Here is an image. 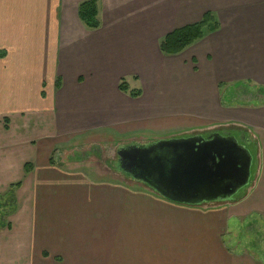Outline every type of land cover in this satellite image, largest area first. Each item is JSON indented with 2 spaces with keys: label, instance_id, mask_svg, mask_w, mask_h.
<instances>
[{
  "label": "crops",
  "instance_id": "1",
  "mask_svg": "<svg viewBox=\"0 0 264 264\" xmlns=\"http://www.w3.org/2000/svg\"><path fill=\"white\" fill-rule=\"evenodd\" d=\"M83 1L0 0V195L20 184L0 264H264L233 237L264 220V102L232 99L242 85L264 91V0H100L97 30L78 17ZM207 12L219 31L179 55L160 52L165 36ZM124 78L139 98L118 89ZM232 132L256 150L237 202L177 205L54 158L94 136ZM175 232L182 257L168 249L160 259L158 240Z\"/></svg>",
  "mask_w": 264,
  "mask_h": 264
},
{
  "label": "water",
  "instance_id": "2",
  "mask_svg": "<svg viewBox=\"0 0 264 264\" xmlns=\"http://www.w3.org/2000/svg\"><path fill=\"white\" fill-rule=\"evenodd\" d=\"M228 133L171 138L117 151L118 166L160 198L184 206L231 200L249 185L252 155Z\"/></svg>",
  "mask_w": 264,
  "mask_h": 264
},
{
  "label": "rangeland",
  "instance_id": "3",
  "mask_svg": "<svg viewBox=\"0 0 264 264\" xmlns=\"http://www.w3.org/2000/svg\"><path fill=\"white\" fill-rule=\"evenodd\" d=\"M100 7V0H99ZM100 14V13H99ZM99 29V28H98ZM97 30V29H96ZM238 96L237 98H232L235 101V106H239V108H244L247 106V102H256L257 104H261L264 102V91L253 90L251 91L247 85H242L238 87ZM233 133V132H232ZM244 133V132H243ZM245 136L247 134L244 133ZM232 136H235L237 139L240 136L239 133H233ZM240 138V137H239ZM239 140V139H238ZM156 141V140H153ZM153 141L150 140H132L131 138H113V137H95L94 138H86L79 140L78 142H69L62 145V149L58 150L54 158H58L57 162L62 164H66L69 166H79V168L90 170V172L97 174L103 178L109 177L110 179H118L122 181H126L128 185H134L140 187H145L140 183L133 182L131 178L127 177V174L124 171H121L118 166V157L117 151L119 148L126 147L129 145H143L147 146L151 144ZM242 145H246L248 150L252 155V167H251V178L250 182L253 180L256 161H255V146L253 144L247 145L246 143H242ZM126 177V178H125ZM146 188V187H145ZM245 188L241 189L237 194L242 193ZM236 194V195H237ZM5 199V200H4ZM7 199L3 198L1 200L4 203ZM11 208L8 210H3V213L10 212ZM1 216H4L1 214ZM246 233H249L246 235ZM246 235V236H245ZM249 235V236H248ZM236 240L245 239L246 241H242L240 245V249L242 250V245L244 246L245 252L248 254L255 253L260 257L261 262H264V255H260L264 252V220L262 219L260 222L252 224L246 230L241 232V235L233 236ZM184 236L182 233H176L167 239H159L157 242L158 254L160 255V259H163L164 256L167 257L166 251L168 249H174L173 251V259H180L181 253L180 250L184 245L183 242ZM246 243L249 244V247H246ZM149 244H143L142 247H146ZM224 245L227 249L236 250L237 247H234L231 244V241H228L227 237H224ZM171 255V256H172Z\"/></svg>",
  "mask_w": 264,
  "mask_h": 264
},
{
  "label": "trees",
  "instance_id": "4",
  "mask_svg": "<svg viewBox=\"0 0 264 264\" xmlns=\"http://www.w3.org/2000/svg\"><path fill=\"white\" fill-rule=\"evenodd\" d=\"M99 0H85L78 6V17L82 24L89 30H96L100 27L99 18ZM220 25L216 20L212 12H207L200 22L179 28L174 30L165 36L159 43L160 52L165 56H176L181 54L188 47L192 46L196 42L202 40L206 35L219 31ZM5 56L0 52V58ZM137 79V78H133ZM118 89L125 94H128L131 98H139L142 95L141 89L129 90L127 79H121ZM247 137V136H244ZM32 169V166L26 165L25 173L27 174ZM127 177H129L127 175ZM20 184H16L10 188V190L3 195H0V230L9 226L8 217L15 213L17 208L15 191L19 188ZM6 198L7 200L2 203L1 200ZM242 197H235L232 200L237 202ZM5 200V199H4ZM10 212L3 213V210ZM4 215V216H1Z\"/></svg>",
  "mask_w": 264,
  "mask_h": 264
}]
</instances>
